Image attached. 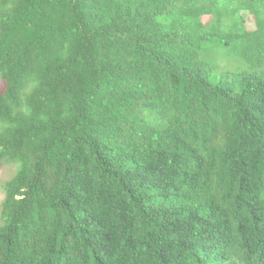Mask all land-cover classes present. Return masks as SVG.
I'll use <instances>...</instances> for the list:
<instances>
[{"label":"trees","instance_id":"1","mask_svg":"<svg viewBox=\"0 0 264 264\" xmlns=\"http://www.w3.org/2000/svg\"><path fill=\"white\" fill-rule=\"evenodd\" d=\"M5 160L0 264H264V0H0Z\"/></svg>","mask_w":264,"mask_h":264},{"label":"rangeland","instance_id":"2","mask_svg":"<svg viewBox=\"0 0 264 264\" xmlns=\"http://www.w3.org/2000/svg\"><path fill=\"white\" fill-rule=\"evenodd\" d=\"M212 27L217 33H214L212 39L204 44V53L206 57L211 58L214 63L215 69L212 76L218 77L223 71L236 70L244 64L241 55L244 40H242L240 34H243L245 30H240L236 27L225 29V26L218 25L216 20H214ZM226 30L234 33L232 39H222L220 33ZM16 169V162L5 160L0 164V210L5 197V183L14 175Z\"/></svg>","mask_w":264,"mask_h":264}]
</instances>
